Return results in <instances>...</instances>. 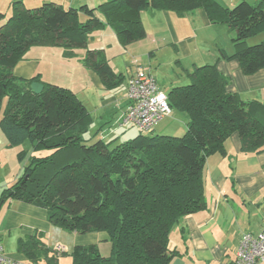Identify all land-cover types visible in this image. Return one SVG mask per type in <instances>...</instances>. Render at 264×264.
<instances>
[{"label": "trees", "instance_id": "16d2710c", "mask_svg": "<svg viewBox=\"0 0 264 264\" xmlns=\"http://www.w3.org/2000/svg\"><path fill=\"white\" fill-rule=\"evenodd\" d=\"M150 7L178 16L203 9L212 24L235 32L236 52L228 60H236L248 75L264 69V40L246 45L264 32V0H241L233 8L217 0H108L96 8L67 9L53 1L29 8L13 0L8 17L0 12V128L11 146L31 145L30 153H18L20 162H27L19 179L0 192V207L19 200L47 210L48 221L63 231L106 233L111 244L107 256L97 243L58 254L45 233L35 230L17 241L27 264H58L65 254L72 264H169L176 255L168 245L172 229L206 208L208 157L226 155L234 133L243 152L264 148V104L230 92L229 78L216 64L195 66L187 73L190 83L167 92L172 111L189 117L184 135L154 134V127L150 135L117 144L102 138L90 143L91 114L72 90L44 82L40 74L14 75L32 47L60 46L75 57L89 33L106 25L123 45L141 40L146 36L141 13ZM83 63L109 89L125 78L98 50L89 51ZM33 82L44 84L40 94L32 90Z\"/></svg>", "mask_w": 264, "mask_h": 264}, {"label": "crops", "instance_id": "0c3cea01", "mask_svg": "<svg viewBox=\"0 0 264 264\" xmlns=\"http://www.w3.org/2000/svg\"><path fill=\"white\" fill-rule=\"evenodd\" d=\"M12 1L0 0V12L5 14L11 12ZM23 1L29 8L39 7L44 2L53 1L67 9L70 7L79 8L83 5L96 8L108 0ZM217 1L228 8H233L241 0ZM247 1L253 4L258 0ZM81 19L85 20L86 16L82 15ZM141 19L146 36L141 40L129 43L125 47V53H130L131 49L138 48L144 52L140 55L141 58L146 59V55L152 58L156 51L168 46L177 53L178 57L180 54L185 58L191 57V62L188 65L190 67L183 66L181 58H178V66L184 72H191L195 66L216 64L218 69L229 78L228 90L230 92L237 93L245 101L256 100L264 104V69L248 75L244 73L236 60H228L226 56H231L236 52V47L232 42L235 32L226 25L212 24L203 9L194 10L185 16H178L171 11L150 7L141 13ZM104 27L112 32L109 26ZM112 35L114 34L112 33ZM223 35L224 39L221 38ZM32 49H34L35 55L31 54L27 57L26 54L14 68V75L18 78L30 79L40 74L44 82L53 83L57 77L46 75L49 63L42 55L56 51L55 54L58 57L54 60L53 65L55 68H61L59 66L63 62L60 59L62 47L34 46L28 52ZM132 58L137 62L132 61ZM123 60L130 62L128 66L126 64L124 66L129 67L128 70L131 72L120 85L112 89L105 87L101 76L96 71L86 68L83 63L80 64L88 69L87 80L89 83L92 82L99 89L95 98L100 100V107H96L95 102V105H91V111L86 102L81 100L92 118L94 112L100 111L99 116L102 120L105 119L101 122V126L104 123H110L115 118L120 121L128 103L126 99L128 81L139 68H148L154 75V70L150 65L145 67L143 60L141 61L139 57L133 56L131 53L127 57L124 56ZM108 62L110 65L109 60ZM114 72L126 76L124 72L117 73L115 70ZM155 78L159 87L166 92L156 76ZM96 115L97 117L92 121H98V114ZM187 122L188 118L187 121L184 120V124L186 125ZM23 145L11 146L0 128V192L14 183L23 173V165L27 162V158L24 162H20L18 153L21 150L31 152L29 142ZM225 145L226 155L217 153L208 157L206 161L204 169L206 208L184 217L170 233L169 249L175 251L176 255L169 264H234L237 246L242 235L246 232L257 233L262 228L264 219V148L260 153L243 152L241 138L237 133H234ZM13 201L15 200L10 199L0 207L1 211L6 204V206L9 204L6 212L0 218V243L7 235L17 244L20 237L30 235L35 230L49 235V238H45L48 246L56 249L57 245L61 244L66 247L69 253L75 245L97 243L100 247L102 243H107L105 241L106 233L79 234L63 231L48 221V212L45 209L19 200ZM3 247L5 253L13 260L28 263L26 257L19 253L15 247L6 248L5 245ZM100 251L107 256V253H103L101 248ZM58 264H72V259L67 262V259L60 256Z\"/></svg>", "mask_w": 264, "mask_h": 264}, {"label": "rangeland", "instance_id": "374dc122", "mask_svg": "<svg viewBox=\"0 0 264 264\" xmlns=\"http://www.w3.org/2000/svg\"><path fill=\"white\" fill-rule=\"evenodd\" d=\"M10 13L11 12H7V17L10 15ZM100 16L102 18L104 17L103 14L101 13ZM112 33L114 35H112ZM221 38L224 39V35L221 36ZM263 40H264V32L247 39L246 45L253 46L255 44L260 43ZM126 46L128 45H123L120 42L119 38L117 37L113 29L111 32L109 29L105 27L97 28L89 33L87 37L86 46L75 48V52H76L75 57H67L65 55L64 49L62 48L60 50V54H62L60 56V59H62L63 61L62 64H60L59 66L61 68H55V66L53 65L54 60L58 57L55 54L56 51L53 52L51 51L50 53H46V54L43 53L45 55H42V57H44V59L49 63L47 65L48 67L46 69L47 72L46 75L48 77H52V75L57 77L53 80V83L72 90L74 93L78 95L80 99H83L86 102V105H88V108L91 111H92L91 105L93 104L95 105V102H96V107H100V100L95 98V94H97L99 89L95 84H93L92 82L89 83V81L87 80V74H88L87 73L88 69H86L87 67L84 65L86 67L85 68L80 65L83 63V59L85 57H88L89 51L91 50H98V52L101 55L105 56L110 61V65L112 69L115 70L117 73L124 72L126 75L125 77H128V74L131 71L128 70L129 67L124 66L125 64L128 66L130 62L128 60L124 62L123 57L124 56L127 57L128 55H130V53L133 56L139 57L141 61L143 60V65L145 67H149L150 65L153 68L154 75L157 77L159 84L162 85L163 89L166 92H169L175 86L186 85L190 83L187 73L184 72L178 66L179 65L178 58H181V62L183 66L190 67L188 65L191 62L190 60L191 57L185 58L184 55L182 54H180V57H178L177 53H175L174 50L166 46L156 51L155 55L152 58H149L148 55H146V59H143L140 56L141 54L144 53L143 51H141L138 48H134L131 49L132 52L125 53ZM33 50L34 49L26 53L27 57H29L31 54L35 55ZM132 61H134L135 63L137 62V60L135 61L134 58H132ZM95 113L96 112H94L93 114L94 116L93 118L95 120V118L97 117L96 114H98V121H92L88 130L89 132L87 134V137H92L90 143L96 141L99 138H102L107 142L115 139L117 144V143H123L133 140L141 134L143 135L151 134L148 131L141 130L135 124L121 126L118 118L111 120L110 123H104L101 126V122L104 121L105 119L102 120L101 116H99L100 111H98V113L96 114ZM187 118L189 117L186 114L174 110L170 115L164 117L156 124L153 133L180 137L184 135L186 131V125L184 124V120L187 121ZM23 146H27V145H23ZM40 154L45 156L46 154H48V152L45 151ZM10 167H6V168H10ZM16 201L17 200L13 202ZM6 205L0 211L1 212L0 218L3 216V214L6 212L7 208L9 207V204L8 206ZM10 207H11V203H10ZM46 237L49 238V235H46L45 233V238ZM1 244L5 245L6 248L15 247L17 249L16 242L14 243L13 239L8 238L7 235L3 238ZM57 248L55 250L59 254L60 251H58ZM100 248L102 249L103 253H107L106 255H108L111 251V244L109 241H107V243H102ZM61 258L67 259V262L68 261L70 262L72 259L69 254L63 255L61 256Z\"/></svg>", "mask_w": 264, "mask_h": 264}, {"label": "built area", "instance_id": "2783aa9c", "mask_svg": "<svg viewBox=\"0 0 264 264\" xmlns=\"http://www.w3.org/2000/svg\"><path fill=\"white\" fill-rule=\"evenodd\" d=\"M127 106L120 125L135 124L140 129L152 131L156 124L171 114L167 93L158 85L150 69L139 68L127 86ZM58 247V248H57ZM56 248L60 252L67 251L63 245ZM264 263V219L259 232H246L237 246L234 264H263ZM0 264H27L10 258L0 243Z\"/></svg>", "mask_w": 264, "mask_h": 264}, {"label": "water", "instance_id": "95a60500", "mask_svg": "<svg viewBox=\"0 0 264 264\" xmlns=\"http://www.w3.org/2000/svg\"><path fill=\"white\" fill-rule=\"evenodd\" d=\"M31 88L36 94H40L44 89V84L40 82H33Z\"/></svg>", "mask_w": 264, "mask_h": 264}]
</instances>
